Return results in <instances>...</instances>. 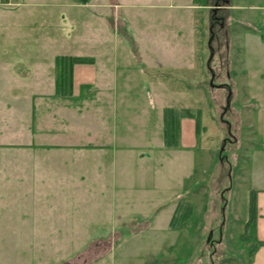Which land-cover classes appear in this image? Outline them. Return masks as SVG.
I'll return each instance as SVG.
<instances>
[{
    "label": "rangeland",
    "instance_id": "374dc122",
    "mask_svg": "<svg viewBox=\"0 0 264 264\" xmlns=\"http://www.w3.org/2000/svg\"><path fill=\"white\" fill-rule=\"evenodd\" d=\"M52 1L40 2L30 29L0 40L13 45L0 59L17 64L24 54L30 78H53L56 56L92 55L95 64L81 70L108 78V90L133 104L109 124L111 149L126 135L114 152L123 164L0 147V264H249L250 192L264 187V78H256L264 65L255 54L253 78H212L211 26L220 34L226 1L195 0L209 6L186 11L179 0H118L121 32L114 0H96L107 6L94 8L104 19L93 17V33L68 3ZM233 4L258 7L245 13L264 33V0ZM168 108L200 114L197 136L195 122H183L178 148L164 145ZM187 204L191 218L173 230ZM96 238L107 242H89Z\"/></svg>",
    "mask_w": 264,
    "mask_h": 264
},
{
    "label": "crops",
    "instance_id": "0c3cea01",
    "mask_svg": "<svg viewBox=\"0 0 264 264\" xmlns=\"http://www.w3.org/2000/svg\"><path fill=\"white\" fill-rule=\"evenodd\" d=\"M117 1L114 0V8L111 7L114 11L112 18L113 22H118L124 27L117 28L118 31L124 32L126 24L119 17L120 5ZM179 1L183 4L180 7L186 11L204 10L209 6L208 4L196 5L195 0H192V3H190L191 0ZM225 1L226 7H217V10L223 8V15L220 19L217 18L221 21L220 34L211 26L213 54L210 66L213 64L217 70H212V78H253L254 71L247 69V58L255 54L261 55L264 65V33H260L259 28H256L250 21V14L245 12L258 7L235 5L233 0ZM40 2H46V0H0V40L12 42L9 36L15 27L25 26L30 29L31 14L35 15L37 11L35 9L46 6V3ZM52 2L53 5L48 6L55 7L56 4L60 6V3L62 5L68 3L67 6L74 9L70 10L73 15L71 18H75L79 26L91 33L95 28L96 30L100 28L93 23V17L99 20L104 19V15L94 12V8L107 6L96 4V0H53ZM23 8L29 10L23 11L21 10ZM80 18L85 19V26L81 24ZM26 44L23 48L28 51L30 45L26 46ZM136 47L140 49L139 45ZM0 49L8 55V52L13 50V45L0 44ZM58 57L60 56H56V59ZM85 57L91 58L93 63L75 67L72 91L63 95L57 92V74L53 73V78H30L28 70H24V65H28V58L24 59V54L21 59L17 58L19 60L17 64H14L12 60L6 61L1 56L0 147L15 145L24 148L35 147L44 153H54L55 156L48 157V160L53 159L64 163L70 159L74 161V157H77L80 162L84 161V163L92 159L94 164H99L106 159V162L111 160L113 163L123 164L122 158L114 152L117 150L115 146L118 140L124 141L126 135L116 136V145L114 143L111 149L109 140H107L109 124L111 116L126 112V109L133 105L132 101H128L126 94L109 91L108 78H89L87 72L81 69L94 65L96 60L92 55ZM139 61L142 63L143 60L140 58ZM257 74L259 76L256 78H264V68ZM153 76L154 79L158 78L156 74ZM187 120L195 122V135L197 136L196 121L191 118L182 119L181 134L183 122ZM15 131L22 132V139L17 143L13 142ZM143 136L146 137L144 133L140 137L143 139ZM94 164L93 170H95ZM251 193L256 195V220L252 235L249 233L245 236L246 242L252 247L249 264H264V187L253 189L250 192L249 203ZM249 220L250 207L246 224ZM75 241L78 240L69 242ZM89 242H107V240L96 238Z\"/></svg>",
    "mask_w": 264,
    "mask_h": 264
},
{
    "label": "trees",
    "instance_id": "16d2710c",
    "mask_svg": "<svg viewBox=\"0 0 264 264\" xmlns=\"http://www.w3.org/2000/svg\"><path fill=\"white\" fill-rule=\"evenodd\" d=\"M93 60L86 57H72L61 56L56 59V71H57V92L59 94L67 95L73 88V75L74 69L77 65L91 64ZM184 118L195 119L197 131L200 127V115L199 112L196 115L192 110H175L166 109L164 112V144L167 148H178L181 144V121ZM192 205L178 207L175 216L171 221V228L173 230L181 229L192 215ZM256 220V195L251 193L250 201V220L246 224V231L251 233L255 229Z\"/></svg>",
    "mask_w": 264,
    "mask_h": 264
}]
</instances>
